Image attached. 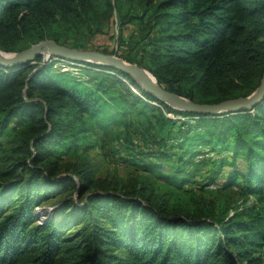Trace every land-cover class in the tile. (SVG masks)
<instances>
[{"label": "trees", "instance_id": "16d2710c", "mask_svg": "<svg viewBox=\"0 0 264 264\" xmlns=\"http://www.w3.org/2000/svg\"><path fill=\"white\" fill-rule=\"evenodd\" d=\"M125 1L0 0V50L18 52L43 39L62 43L71 28L98 21L104 26L90 33H106L123 48L125 61L189 100L217 103L258 87L264 72V0H139L138 13L124 10ZM116 15L120 33L114 36L108 27ZM136 23L140 38L125 39L124 26ZM35 61L0 66V130H18L17 156L0 172V264H264L262 254L254 255L264 239V98L250 110L216 116L181 112L109 66L111 72L99 70L91 82L77 84L49 71L51 58L44 65L41 56ZM110 75L130 79L142 97L124 84L126 93L142 108H154L149 101H155L165 111L193 118L202 132L188 133L187 140L210 134L222 150L242 153L244 184L258 205L231 216L193 212L188 204L170 207L144 185L117 192L94 187L98 183L82 170L72 171L79 182L64 174L52 154L54 141L77 144L89 119L104 130L123 117L101 96ZM149 160L141 167L153 174L161 167ZM64 193L69 196L38 218L34 207L40 200ZM74 226L70 235L63 234Z\"/></svg>", "mask_w": 264, "mask_h": 264}, {"label": "rangeland", "instance_id": "374dc122", "mask_svg": "<svg viewBox=\"0 0 264 264\" xmlns=\"http://www.w3.org/2000/svg\"><path fill=\"white\" fill-rule=\"evenodd\" d=\"M137 1L139 0L125 1L123 9L138 13L140 7L135 3ZM90 24L77 29L71 28L66 32L62 43L80 49L106 48L108 53L124 60L120 56L124 54L123 48H117L114 41H109L106 33H90L89 29L98 30L104 26L103 23L97 21ZM136 24L137 26H124L125 39L131 35H134L136 40L140 38L141 35L138 33L140 23ZM108 28L109 34L119 35L117 15ZM50 58L53 61L48 63L51 65L49 71L64 73L71 79L80 81L77 84L91 82V79L96 78L94 72H111L105 66L101 68L60 57ZM35 59L31 64L36 62ZM124 84L133 94L142 97L126 77L110 75L105 80L101 96L107 100V104L123 112V117L117 118L112 128L106 127L102 130L101 123L100 126H93L92 119H89L86 127L88 132L82 135L83 138L77 144L69 141L53 142L52 154L57 158L64 174L73 175L74 180L79 182L80 177L72 171L82 170L94 183H98L94 187L106 186L117 192L133 190L144 185L156 196L166 199L170 207L188 204L193 212L203 210L231 216L249 206L258 205V198L249 194L244 184L248 171L242 153L235 154L231 149L224 148V144L222 150L217 145L219 142L217 137L210 134L204 133L199 138L187 140L188 133L202 132L196 129L193 118L165 111L155 101H149L156 105L154 108L153 105L142 108L141 102L129 97ZM161 113L165 115L166 120L162 119ZM17 131V127L0 130V172L17 156L13 149L16 146L13 137ZM9 134L11 135L8 138ZM159 136L164 139L158 138L160 140L158 143L155 139ZM152 150L154 152L150 154ZM146 158L161 168L153 174L142 170L141 163L147 162ZM166 176H172L174 181L168 180ZM68 193L61 194L56 199L40 200L34 207L38 218L41 220L45 218V214L57 205L59 199L69 196ZM71 194L78 199L77 195ZM262 217L259 216L258 220ZM40 219L37 223H40ZM72 228L63 234L70 235L69 232H73L75 226ZM259 254H262L264 263V239L260 251H256L254 255Z\"/></svg>", "mask_w": 264, "mask_h": 264}, {"label": "water", "instance_id": "95a60500", "mask_svg": "<svg viewBox=\"0 0 264 264\" xmlns=\"http://www.w3.org/2000/svg\"><path fill=\"white\" fill-rule=\"evenodd\" d=\"M39 55L43 57L42 65H44L50 57H60L67 60L114 68L131 77L145 92L181 112H193L212 116L222 113L239 112L242 110H250L256 103L264 98V72L258 87L247 96L231 98L217 103H201L189 100L164 88L157 83L151 73L149 74H151L152 79L146 78L142 74V70L145 69L136 64L129 63L116 55L98 50L70 47L51 39L39 40L18 52L6 53L0 50V66L9 67L31 64ZM33 73L34 70L28 75V78Z\"/></svg>", "mask_w": 264, "mask_h": 264}, {"label": "bare ground", "instance_id": "6f19581e", "mask_svg": "<svg viewBox=\"0 0 264 264\" xmlns=\"http://www.w3.org/2000/svg\"><path fill=\"white\" fill-rule=\"evenodd\" d=\"M142 74H143L146 78H150V79H152L151 75H150L146 70H142Z\"/></svg>", "mask_w": 264, "mask_h": 264}]
</instances>
